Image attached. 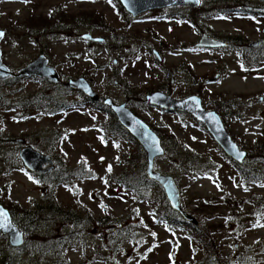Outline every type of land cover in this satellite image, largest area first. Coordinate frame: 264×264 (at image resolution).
<instances>
[{
    "label": "rangeland",
    "instance_id": "obj_1",
    "mask_svg": "<svg viewBox=\"0 0 264 264\" xmlns=\"http://www.w3.org/2000/svg\"><path fill=\"white\" fill-rule=\"evenodd\" d=\"M200 1L218 7L234 2ZM238 2L264 6V0ZM166 9L132 17L114 0H0L3 62L17 70L44 54L61 75L56 84L35 76L0 80V96L12 104L43 92L71 104L54 114L0 107V203L23 224L25 237L12 247L0 234V263L199 264L208 259L210 250L194 234L195 226L161 219L166 196L158 183L134 190L114 181L138 174L146 159L128 134H107L109 112L79 104L83 95L66 82L84 76L100 96L126 101L159 134L166 153L155 160V169L175 178L183 208L204 234L212 231L207 241L218 250L212 257L216 264H264V60L245 71L241 53L249 41L264 38V17L231 11L199 17L192 25ZM38 15L48 24L41 30ZM86 32L103 41L83 39ZM202 32L229 44L196 47ZM215 74L218 78L209 81ZM154 90L178 99L197 94L205 108L218 112L247 151L242 163L247 175L191 115L148 103L145 96ZM18 138L56 156L62 180L40 181L30 173L19 158ZM48 198L80 223L72 227L53 214Z\"/></svg>",
    "mask_w": 264,
    "mask_h": 264
},
{
    "label": "water",
    "instance_id": "obj_2",
    "mask_svg": "<svg viewBox=\"0 0 264 264\" xmlns=\"http://www.w3.org/2000/svg\"><path fill=\"white\" fill-rule=\"evenodd\" d=\"M122 7L132 16L135 17L149 10L163 9L174 6H184L196 8L201 4L200 0H118ZM246 9L264 12V7H250L243 5ZM3 36H0V41L5 36V31L0 29ZM81 37L92 42H102L103 38L93 36L90 33H83ZM262 39L252 41L251 45L260 44ZM224 40L215 38L202 32L199 40L195 43L196 47L201 48H217L225 46ZM158 56L157 51H153ZM42 77L50 84L59 83L61 75L58 70L49 63L48 58L44 54L38 55L35 59L28 62L17 70L10 69L2 59L0 48V80L8 78L20 77ZM218 77L215 74L209 80L215 81ZM67 86L72 90L78 91L90 100L97 102L101 101L116 117L119 124L127 131L143 149L145 153V174L150 180L158 183L166 196L171 209L180 214L182 219L191 224H197V219L188 213L182 206L180 188L171 174H166L155 169V160L165 155L166 151L162 144V139L159 134L140 116H138L126 101L116 102L109 96L101 98L98 92L93 88L91 83L84 76L70 77L66 82ZM145 100L160 108L184 112L191 115L198 122L203 124L210 133L214 141L219 145L223 152L234 162L242 164L247 157V151L242 149L235 139L228 132L221 115L215 110L206 109L202 104L201 98L197 94H191L184 98H175L172 95L161 91L154 90L146 94ZM261 101V98L258 102ZM211 114V115H209ZM18 143L24 142L23 138L16 139ZM19 158L23 166L32 173L48 174L55 169V159L50 153H43L30 145H23L19 151ZM0 209H3L8 214V222L10 226L0 228V234L5 235L10 246L19 247L24 241V231L16 224L10 210L0 203ZM98 233V230H94Z\"/></svg>",
    "mask_w": 264,
    "mask_h": 264
},
{
    "label": "trees",
    "instance_id": "obj_3",
    "mask_svg": "<svg viewBox=\"0 0 264 264\" xmlns=\"http://www.w3.org/2000/svg\"><path fill=\"white\" fill-rule=\"evenodd\" d=\"M114 1L116 2V5H118V7L122 11H124L120 2L118 0H114ZM238 1H240V0H234V2H231V3L227 2L224 7H218L214 4L206 6V5H203L201 3L196 8H193V7L187 8L186 7L185 8L186 12L180 10L182 8H179V6L173 7V8L168 7V9H166V10H175V13H176L178 18L187 19L192 25H196L198 23L197 20L199 17H207L213 13H215L217 15H222L223 13L231 12V11L232 12H236V11L239 12V10H237V7H238L237 5L239 3ZM230 6L233 8H230ZM242 12L250 13V11H245V10H242ZM165 15L171 16L172 14H165ZM100 18L103 19V16H100ZM35 24L37 25V27H36L37 30H41L48 25L46 23V18H43L41 15H38L36 17V23ZM33 29L34 28H30L29 31L33 30ZM241 53H242V57H243L242 63H243V67H244L245 71L256 69L258 63H260L261 61L264 60V49L263 48L261 49L260 46L249 48L247 50V52H246V49L241 50ZM128 89L129 88H124V90L127 94L130 93V91ZM81 103L82 104L87 103V104L94 106L95 108H99L102 110L104 109L107 112H109V114L111 115V118L108 121V124L106 125L107 134L112 135V136L117 135V134H119V135L128 134L127 131L119 124V122L117 121L114 114L107 107H105L102 102L96 103V102L90 100L89 98H87L83 95V102H79V104H81ZM10 106H14V107L17 106L20 109H23L24 113H28V112H31L33 110H39V111H42L43 113L54 114L55 112L57 113V112H60L61 110L65 109V108L71 107V104L64 102V101L59 102V100L55 99V97H53L52 94L51 95L45 94L43 92L33 95L32 98H26V100H20V101L18 100L17 102H14L12 104H9L7 102L5 103L3 98L0 96V107L1 108H8ZM132 140H134V139L132 138ZM138 150H139L138 156H140L143 160L146 159L145 153L140 146H139ZM263 154H264V149L261 150V155H263ZM55 158H56V156H54V159ZM145 163H146V161H145ZM235 167L239 170V172L242 175H244V176L247 175L246 170L242 164H238L235 162ZM62 170H65V168H62ZM61 172L62 171L60 169L55 168L54 170H52L48 174H37V173H32V174H34L36 176V178L40 181L44 180L46 177H51L55 181H60V180H62V173ZM114 181L120 185H123L124 187L137 190L141 186H145L147 183L152 182L153 180H150L147 177V175L145 174V164L141 162L139 165L138 174H130V175L124 174L122 176H115ZM230 198L231 197H229V199ZM233 199H235V198H233ZM48 201H49V208L51 209L52 213L63 216L68 225L73 227V226L80 223L76 217H74V216L70 217L69 211L62 212V209L60 208V206H58V204L55 203L52 198H48ZM11 214L13 215V213H11ZM72 217H73V219H72ZM161 219H163L164 221H167L169 223H173V222L176 223L178 221L186 222L182 219V217L180 216V214L178 212H176L175 210L170 208L167 199H165L164 208H163V211L161 214ZM186 223H188V222H186ZM16 224L22 230H24V226L21 222H17ZM193 232L197 236V238L200 241H202V243H204V248L208 247L210 250L209 254H208V259H207L208 261L206 260V261L201 262L199 264H216V262H217L216 259L213 260L212 257H214V255L217 254L218 250H216L215 245L212 242L213 240L207 241V237L210 239L212 238V236H208V235L212 234V231L208 230L207 233L204 234L205 229L203 227H198V225H197L193 229Z\"/></svg>",
    "mask_w": 264,
    "mask_h": 264
},
{
    "label": "flooded vegetation",
    "instance_id": "obj_4",
    "mask_svg": "<svg viewBox=\"0 0 264 264\" xmlns=\"http://www.w3.org/2000/svg\"><path fill=\"white\" fill-rule=\"evenodd\" d=\"M243 5H249L250 7H256L255 5H251V4H246V3H242V4H240L238 7H237V10H239V12L240 13H243L245 16H251V15H260V16H263L264 17V12H260V11H255V10H252V9H246V8H244V7H242ZM261 7H264V6H261ZM242 10H245V11H250V13H245V12H242ZM252 12V13H251ZM210 36H212V37H214L213 35H210ZM215 38H218V37H215ZM220 39V38H219ZM260 39H262V41H261V43L260 44H258V45H251L250 43L252 42V41H249L247 44H245V45H243V47H242V50H244V49H246V52H247V50L249 49V48H252V47H257V46H260V48L262 49H264V38H260ZM225 42H226V44H225V46H228V44H229V42H228V40H224ZM243 41V40H242ZM240 43H243V42H240ZM225 46H223V47H225ZM223 47H217V48H223ZM217 48H209V49H217ZM218 75V74H217ZM218 78V77H217ZM216 78V79H217ZM210 81V80H209ZM124 92H125V90H124ZM83 95V94H82ZM101 98H103L102 96H100ZM261 101L263 102V99L261 98ZM260 101V102H261ZM98 102H101V101H97L96 103H98ZM207 109V108H206ZM212 110V109H211ZM21 146H23V145H25V141L24 142H22V143H19ZM198 221V220H197ZM198 225V222H197V224H192V226H197ZM0 264H2V263H0ZM6 264V263H5Z\"/></svg>",
    "mask_w": 264,
    "mask_h": 264
},
{
    "label": "snow or ice",
    "instance_id": "obj_5",
    "mask_svg": "<svg viewBox=\"0 0 264 264\" xmlns=\"http://www.w3.org/2000/svg\"><path fill=\"white\" fill-rule=\"evenodd\" d=\"M25 2H27V0H25ZM0 36H3L2 32H0ZM109 170H111V166H109ZM8 226H10V222H8V214L3 209H0V228Z\"/></svg>",
    "mask_w": 264,
    "mask_h": 264
}]
</instances>
